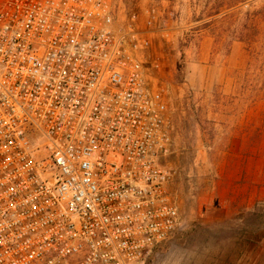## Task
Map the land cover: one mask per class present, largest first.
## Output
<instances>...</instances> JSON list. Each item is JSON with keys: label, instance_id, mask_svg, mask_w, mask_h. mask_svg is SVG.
Masks as SVG:
<instances>
[{"label": "built area", "instance_id": "2783aa9c", "mask_svg": "<svg viewBox=\"0 0 264 264\" xmlns=\"http://www.w3.org/2000/svg\"><path fill=\"white\" fill-rule=\"evenodd\" d=\"M156 22L122 0H0V264H138L175 234Z\"/></svg>", "mask_w": 264, "mask_h": 264}, {"label": "rangeland", "instance_id": "374dc122", "mask_svg": "<svg viewBox=\"0 0 264 264\" xmlns=\"http://www.w3.org/2000/svg\"><path fill=\"white\" fill-rule=\"evenodd\" d=\"M220 4L122 0L142 27L157 19L161 30L175 138L165 163L180 212L175 234L138 264H264V86L245 44L225 31Z\"/></svg>", "mask_w": 264, "mask_h": 264}, {"label": "trees", "instance_id": "16d2710c", "mask_svg": "<svg viewBox=\"0 0 264 264\" xmlns=\"http://www.w3.org/2000/svg\"><path fill=\"white\" fill-rule=\"evenodd\" d=\"M256 0H221L219 12L226 10L223 22L235 39L242 41L250 56V66L258 73L257 81L264 86V3L256 6ZM249 2L244 11H232L233 8ZM230 30V31H229Z\"/></svg>", "mask_w": 264, "mask_h": 264}]
</instances>
